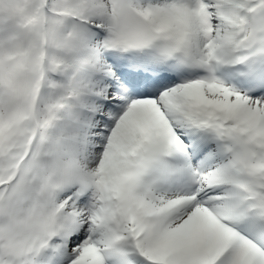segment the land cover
Listing matches in <instances>:
<instances>
[{"label":"snow or ice","instance_id":"6c2138e0","mask_svg":"<svg viewBox=\"0 0 264 264\" xmlns=\"http://www.w3.org/2000/svg\"><path fill=\"white\" fill-rule=\"evenodd\" d=\"M0 264H264V0H0Z\"/></svg>","mask_w":264,"mask_h":264}]
</instances>
